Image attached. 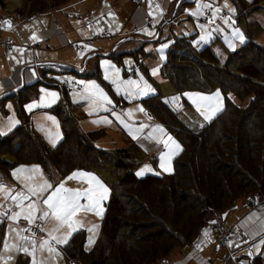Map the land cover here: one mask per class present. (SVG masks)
Masks as SVG:
<instances>
[{
  "label": "trees",
  "instance_id": "trees-1",
  "mask_svg": "<svg viewBox=\"0 0 264 264\" xmlns=\"http://www.w3.org/2000/svg\"><path fill=\"white\" fill-rule=\"evenodd\" d=\"M22 1L15 13L29 18L58 10L70 0ZM262 3L264 0H253L250 7L257 9ZM235 4L241 24L244 5L249 4L245 0ZM0 8L7 9L5 0H0ZM257 30L246 28V41L223 65L212 52V44L188 48V40L184 42L187 35L176 37L175 44L167 49L160 73L182 96L187 91L208 93L220 88L224 94L251 97V101L241 107L226 96L223 110L193 129L178 111L163 102L160 92L145 97L142 102L149 114L181 145L172 161L173 171L160 176H135L143 162L136 142L114 151L98 148L95 141L106 134V129L82 132L64 88L61 99L51 108L60 119L63 138L50 147L34 129L32 115L25 109L44 83L46 70L35 84L12 98L20 124L0 136V170L9 173L18 165H40L54 183L83 169L111 171L118 177L111 184L99 236L92 248L84 247L86 231H76L63 247L66 260L81 264H156L175 249L191 246L215 214L226 216L247 196H264V46L253 41ZM109 57L116 60L121 56L114 52ZM93 75L100 76L98 63ZM3 232L0 226V246ZM16 264L27 261L20 257ZM251 264H264V258L255 256Z\"/></svg>",
  "mask_w": 264,
  "mask_h": 264
},
{
  "label": "rangeland",
  "instance_id": "rangeland-1",
  "mask_svg": "<svg viewBox=\"0 0 264 264\" xmlns=\"http://www.w3.org/2000/svg\"><path fill=\"white\" fill-rule=\"evenodd\" d=\"M5 1L7 3V9L0 8V17L1 20L3 19L1 30L2 28L3 30L8 29V32H10L12 37L20 42L19 47L17 48L20 51H16L15 54H14L15 48L10 51H4L5 57L11 58L12 61L7 60V58L4 59L5 62L0 67V74L2 76L4 77L7 76L12 72V70L15 67H19V65L23 64L28 66L27 67L28 70L35 72L36 81H37L39 79V75L36 73L35 66H31V65H33L35 61V55H38V58H40L41 54L42 56L46 57L44 58L47 59L46 61H50V62L52 61L69 62V63H73L74 66L77 67L83 64L82 58L87 57L85 53H78L66 47L63 50H59V55H55L53 52L47 51L52 48L47 47L48 41H46L45 39H40L39 42H36V44H39L40 47L38 48L37 53L35 54L32 48L33 41L41 37V33H40L41 30H45L49 28L51 15L46 14L41 17L36 16V17L18 19L14 15L15 9L21 7L23 5V1L22 0H5ZM181 1L182 3H180ZM236 1L237 0H227V3L230 5V7L234 8L236 11L235 14H232L230 23L225 24L223 22L224 18L230 15L229 10L227 8H223L225 0H201V2L204 4L211 2L213 5H217L222 8V11L219 13L215 23L209 24V20L207 19V17L211 16V10L205 9V14L201 15L199 19L189 14L190 11L196 10L197 0H152V8H151V11L153 13L152 16L149 15V11H150L149 0H145L144 4H140V8H145L146 13L148 14L147 28L149 30L151 29V31L154 30L156 35L158 34V31L163 30L161 38L158 41H153V37H155L156 35L148 36L144 34L141 29L139 33L133 36V38L144 37L148 41L147 42H137L133 40L127 41L118 48V52H117L118 54H122V53H127V54H122V58H117L115 60L113 58H109L108 55L114 50L115 46L120 43V40L117 41L115 40L116 37L117 38L119 37L118 33L121 34L123 32L126 33L130 31L129 29L126 28V25L129 24L130 21V16H129L130 12L137 6L135 0H120L119 2L115 0H107V1H103L99 6H98L99 0H70L67 4L64 5L66 8H70L68 16L73 17L75 15H79L80 18L78 21L83 22V24L84 23L93 24L91 28L87 27L85 30H82L80 32V35L83 36L82 38L76 37L77 35L75 34V32L77 31L76 30L77 28L74 29V31L72 30L70 32L71 35L70 40L73 43H79L87 39L95 38L97 34L103 32H111L113 36L109 39L103 38L104 39V40L102 39L103 41H97L100 42L101 45L97 47V49L101 51L100 53H98L99 57H95L90 62L87 61V66L89 69L88 71H90L91 70L90 67L94 66L96 60H98L100 77L84 76V75H77L70 73L68 74L57 73L56 71H50L47 73V76L43 78L44 83H41L38 87L37 95L26 103V106L28 105H36V106L31 108V110H29V108L25 106L26 110L32 113V121L35 130L39 135H41L44 138V140L50 147H55L61 141L60 139L63 138V133L60 126V119L58 116L51 113L49 110L60 100L61 91L58 87L49 86L48 84L52 83L53 85H58L57 81L63 82L65 79H73L76 82L95 81L100 86V88L103 89V91L108 95L109 99L112 101L111 105H105L104 107L96 109L92 106L91 101L85 98L83 94V90L66 91V93L69 95V98L71 99V105H72L71 111L78 118L79 127L81 124V128L85 131V133L100 128H105L106 135H104V137H102L101 140L96 144L105 145L107 149L105 147L103 149L109 151H114L117 150L118 148L124 147V144L126 143L121 137L122 132H124L126 135H130L128 129L124 127V125L115 118V116L113 115V111L115 113L120 114L123 120L130 127L137 128L140 126V124L142 123L145 124L144 122L145 119L147 120L149 118L148 120L150 121L152 120V118H150L149 112L147 111V109L145 108L142 102V100L145 97L149 96L152 93L157 94L160 92L164 99L168 97L177 98L175 102L172 99H170V101L172 100V102L175 103V107H174L176 108L175 111H178L183 121H185L186 124L193 129H199L202 125L208 123L209 121H206L203 118V116L197 111L196 107L191 103V100L188 98L186 94L201 93L204 95H214L219 90L222 99V110L224 108V100L226 96L236 104L240 105L241 107L247 106L251 101V97H246L241 99L237 97L234 93L224 94L220 88H216L212 92H208V93L202 91H187L184 92L182 96L181 93L175 90L173 84L168 79L164 78L160 73V69L167 58L166 57L167 49L172 47L173 44H175V41L177 39L176 37L182 35L188 36V38L184 39V42L188 40L187 42L189 43L188 48L191 49H195V48L200 49L201 47L212 44L211 50L215 54L221 65H223L227 61V59L231 56L232 54L231 52L236 51L242 44L239 40L226 39L232 36L233 27L239 28L243 32L246 41L247 39L246 28L251 29L252 31L250 32H254L253 30L254 29L257 30L260 25L261 29L257 30V32L255 33L256 35L254 34L253 41L264 46V3L261 4L260 8L256 9V7L254 8L250 7V4L253 3V0H245V2L249 4V6L246 4L244 5L243 10H245V14H244L245 18L243 19L241 24H238L237 15L239 10L235 4ZM157 4L160 5L159 9L156 7ZM64 6L61 8H64ZM89 11H93L95 16L94 15L92 17L89 16L88 15ZM110 13L114 14V18L112 15H109ZM163 14L164 15L167 14V19L168 18L169 19L164 20ZM246 18H247V22H246ZM5 20L11 21V27H9L6 24H4L3 27V21ZM166 21L169 22H167V24L164 25ZM153 23H155L154 28H153ZM197 25H205V28L202 30ZM130 32L126 34H130ZM33 34H35L37 39L35 40L32 39ZM209 35L211 36V39H209ZM201 36H204L205 39L201 40L200 39ZM98 39L100 38L95 39L94 42H96V40ZM110 40L112 41L115 40V43L113 45H111L112 43H107V41ZM229 42L233 43L234 50L229 47ZM161 44L168 45V47L164 49L163 53L159 51ZM50 46L53 48H57L60 45L58 46L57 44L51 43ZM23 52H27L28 56H23ZM161 55H163L164 59H161ZM261 56L262 58H264L263 55ZM137 57H140L143 60L139 58L137 59ZM120 59L122 60V63H119L118 60ZM104 61L110 62L112 65L115 66V69H119L120 81H127V80L140 81L141 76H143L144 80H147L148 84L151 86L152 91H150L147 95H144L142 97H137L135 96L136 90L133 89V93H134L133 97L129 98L125 94V88L129 86L121 84V89L119 92H117L116 85H114L111 82L112 79L116 78L114 74L115 69L109 70L107 74L110 78L105 79V74H106L105 69L108 67V65L104 64L103 63ZM143 61L145 62V64L142 68ZM131 67L132 69L128 71L129 68ZM154 67L159 69L157 75H152L151 70ZM54 68L56 69L57 67L54 66ZM50 79H53V82L49 81ZM141 83L143 82L141 81ZM81 85L85 87L84 84ZM41 89H45L47 92H51V91L57 92L58 99L54 103H52L50 97H47L45 92H41ZM42 96H45V99L43 101H41ZM141 106L143 107L144 112L138 111L139 107ZM105 108H107V110H104ZM129 109L133 110L131 117H129L127 114ZM221 111L217 112L212 119H214ZM52 118H54L55 121L57 122L58 128L53 124ZM105 118H107V121L110 122H106ZM16 121H18V123H15ZM19 123L20 121L17 116L16 106L13 100L10 99L6 101V103L4 104V109L0 105V130H3L7 134L10 130H12L17 125H19ZM10 124H12L13 126L9 130ZM48 130H51L53 133H55L56 131L59 132V137L55 141V146H53V143L48 135ZM146 130L147 127L143 129L142 133L137 134L138 135L137 139H133L132 135H130L132 140L136 141V143L140 146L141 151L139 152V157L141 156L143 158L142 164L140 165L139 168H137V170H135L134 173L135 176L138 178H142L148 175L160 176L172 172L173 171L172 165L170 171H166L160 167V159H159L160 154L147 153L148 151L156 152L157 150H159V147L150 146L147 145L145 142H142L141 138L145 140L144 137L147 136L149 133V131L147 132ZM100 148H102V146ZM9 159L12 160V158L10 157ZM32 166H39V168L43 170V168L40 165H30L28 168H31ZM146 166L148 169H150V171L146 170L142 176H137V172H139L141 169H144ZM75 171L77 170H74L73 172ZM82 171L92 173L98 179H100L106 185V187L109 188L110 190L109 196H110L111 184L118 180V177L116 175H113L111 171H104V173H98L97 171H89L85 169H83ZM73 172H71L69 175H71ZM69 175H67L65 178H62L59 181V182H64L66 188L75 190L79 188H86L88 186L86 180L81 179L79 177L74 178L72 180H67L66 178ZM35 178L37 177L35 176ZM44 179H46L45 173L42 172L40 184L43 183ZM38 181L35 183L36 185L39 184ZM52 184L55 187L57 183H54L52 181ZM51 191L52 190L50 189L48 192H45L42 195V198L39 201L41 208L45 207L42 203V200L46 199L47 195L51 194ZM25 192H27V190ZM35 200H37V198ZM106 200L103 202L104 209H105ZM27 203H29V201L26 200L25 205H27ZM81 203L83 204L86 202L82 200ZM86 215H87V210L81 209L77 213V215L73 218L74 220L79 221V223L77 224V231L88 230L86 226H82V227L80 226L82 225L83 222L84 225H87ZM219 216L220 218L227 220L226 216L224 215H219ZM83 217H86V219H84ZM215 217L216 214L211 219V223L216 220ZM42 221L44 222V224L46 223L45 229L48 230L49 232L57 227V222H55L51 218V216H49V218ZM211 223H210V229H211ZM228 225L233 230L230 224ZM39 229L41 231V234L38 236L35 235V237L42 238L43 233L40 224H39ZM65 232L66 229L62 228L61 231L59 233H55V235L57 234L63 235L65 234ZM94 233L95 231L90 232L89 237L91 236L93 238L92 235H94ZM233 234L235 239L236 233L234 232V230H233ZM89 237L87 234L86 241L89 240ZM48 240L50 241L51 246L56 249V253H49L47 250V246H45L43 250H40L38 249L39 247H37V251L35 253V259L37 261V264H68V263L71 264L73 262H75L76 264H81L80 262L73 261L71 259L66 260L64 254L65 250L63 249L65 244H56L54 241H51L50 237L48 238ZM88 244L89 243L87 242V244H85L84 246L86 250H88L87 248ZM27 246L31 251V246L30 245ZM232 257L235 259L234 255H232ZM254 257L255 256L253 255L250 256L249 259L245 260L246 263L244 262V264H251ZM23 259L27 261V264H32L33 256L25 253ZM162 262L163 260L159 261L156 264H161ZM237 262L238 264H241L242 261L238 260ZM229 264H236V263L230 262Z\"/></svg>",
  "mask_w": 264,
  "mask_h": 264
},
{
  "label": "crops",
  "instance_id": "crops-1",
  "mask_svg": "<svg viewBox=\"0 0 264 264\" xmlns=\"http://www.w3.org/2000/svg\"><path fill=\"white\" fill-rule=\"evenodd\" d=\"M103 1H107V0H99L98 6ZM115 1L119 2L120 0H115ZM180 3H182V1ZM18 8H20V7H18ZM69 10H70V8L64 7V8H60L58 10L46 13V14L51 15L50 25H49V28L40 31L41 37L39 39L33 41V44H32L33 47L32 48H33V51L35 54L37 53V50L40 47V45L36 44V42H39L40 39H45L46 41H48L47 47L52 48V49L47 50V51L53 52L55 55H59V50H63L64 48L68 47V43L71 41L70 40V36H71L70 32L72 30L74 31V29L77 28L76 29L77 33L75 32V34L77 35L76 37L82 38L83 36L80 35V32L82 30H85L87 27L91 28L93 26L92 23H90V24L84 23L83 24V22L78 21L80 18L79 15H75L73 17L68 16ZM94 12H95V10H94ZM46 14H43V15H46ZM14 15L18 19H23L20 17V15L18 13H15ZM43 15H39V17H41ZM88 15L91 17L93 15L95 16L93 11H89ZM129 16H130V21H129V24L126 25V28L129 29L131 32L129 31L130 34H126L129 32H126V33L123 32L121 34L118 33L119 37L118 38L116 37L115 40L116 41L120 40V43L115 46L114 50L110 54H112L114 52L116 54H118L117 53L118 48L122 44L126 43L127 41H130V40L137 41V42H147L148 41L144 37L133 38V36L135 34L139 33V31L141 29L148 27L147 26L148 14L146 13V9L136 6V8H134L130 12ZM39 19H41V18H39ZM163 19L164 20L169 19V18L167 19V14H165V15L163 14ZM167 22H169V21H166L164 23V25H166ZM3 27H4V23H3ZM152 31H154V30H152ZM162 31L163 30L158 31V34L155 37H153V41L160 40L161 35H162ZM123 34H125V35H123ZM87 38H90V37H87ZM7 39L12 41L15 45L14 54H15L16 49L19 47V44H20V42L18 40L14 39L12 37L10 32H8V29L3 30V28H2V30L0 31V67L5 62L4 59L7 58V60L12 61L11 58L5 57V55H4L5 50L3 47V42L6 41ZM103 40L102 39L96 40V42L93 43V46L89 47L91 50H89V48H88L87 52H84L87 56L86 57L87 59L85 57L82 58L83 64L80 65L79 67L74 66L73 63H69V62L46 61L47 59H44L46 57L42 56V54H41L40 58H38V55H35V61H34L33 65H31V66H35L36 73L38 75H40L44 70H46L47 73L50 71H56L57 73H65V74L70 73V74H77V75H84V76H94L93 73H95L96 65L99 62H98V60H96L95 65L91 66L90 67L91 70L88 71L89 69L87 66V61L90 62L95 57H99L98 53H100L101 51H99L97 49V47H99L101 45H100V42H97V41H103ZM115 40L114 41H112V40L107 41V43H112L111 45H113L115 43ZM51 43L57 44L58 46L59 45L60 46L57 48H53L50 46ZM34 44H36V45H34ZM76 52H78V51H76ZM78 53H83V52H78ZM122 54H127V53H122ZM122 54H118L119 56H121L119 58H122ZM109 55H108V57H109ZM23 56H28V53L23 52ZM109 58H111V57H109ZM138 58L142 59L140 57H137V59ZM118 61H119V63H122L121 59ZM144 64H145V62L143 61L142 68H143ZM54 66H56L57 68L55 69ZM27 67L28 66L22 64V65H19V67H15L12 70V72L5 77L0 74V100L7 98V99H5L4 102H0V105L2 106L3 109H4V104L6 103V101L11 99L15 103V100L12 99L14 96H16L19 92H21V90L24 87L35 84L37 82L36 81V75H33V71L28 70ZM47 73H46V76H47ZM46 76H44V77H46ZM49 81L53 82V79H50ZM57 83L60 84L62 82L57 81ZM50 84H52V83H50ZM55 86H58V85H55ZM58 88L60 89L61 94H62V89H61L62 87L60 88L58 86ZM152 94H150V95H152ZM60 99H61V97H60ZM54 106H52L51 108H53ZM51 108L49 110L51 113H53L51 111ZM31 115H32V113H31ZM17 116H18V114H17ZM150 118H152L151 121L148 120L149 118L147 120L145 119V121H144L146 125H149V127H147V130H146L147 132L153 131V129L157 125L162 126L151 115H150ZM32 123H33V121H32ZM15 128L10 130L7 134H9ZM80 128H81V124H80ZM81 130H82V132H85L82 128H81ZM165 131H166V135L163 137L164 139L167 138V135H170L180 145V143L166 129H165ZM121 137L123 138L124 142L126 143V144H124V147L128 146L132 142H136V141L132 140L130 135H126L124 132H122ZM101 138H99L98 140L95 141V145L98 146V148H100L102 146V149H103L105 147V145H99V144L97 145L96 144L101 140ZM60 140H62V138ZM141 140H142V142H145L147 145L159 147V150H157L156 152L148 151L147 152L148 154H160L161 155L162 152H167V149L164 148V145L162 143H159V144L156 143V141L154 139L153 140H149V139L144 140L141 138ZM124 147H122V148H124ZM118 149H120V148H118ZM180 151H181V149L179 151H177L172 156L171 165H172L173 158ZM20 166H23V165H18L16 167H14L9 173H7L6 171L0 170V182H2V184L4 186V190H0V205L3 206V207H0V212L5 211L6 209H12L13 211H20L19 208L14 207L12 196H15L17 194V192H20L21 190L23 192H25L27 190V186L34 185L38 180H39L38 181L39 184L41 183V175L36 174V173H21V174H19V178H15L13 176V171ZM29 166L30 165H25V167H27V168ZM42 172L45 173L43 170H42ZM29 175H32L34 177L36 176L37 178H34L33 180H29V179H27V177ZM45 178L49 182L52 183V180L50 179V177L46 173H45ZM35 199H36L35 197H31V200H35ZM24 203L26 204V201ZM37 215H41V213H37ZM102 216H103V214H102ZM86 217H87V220H86L87 225H84V222H83L82 225H80V226L81 227L86 226V228H88V229H90V228L93 229L92 232L95 231L94 235H92L94 242L87 245V248L89 250L90 248H92L93 244L95 243V241L98 238L102 218L96 216L95 213L92 211H87ZM86 217H83V218L86 219ZM226 217H227V220H228L230 226L233 228L234 232L236 233L235 239L232 240L231 244L228 247H220L219 246L218 240H219L220 236L217 232L212 231L210 229V225H209L208 227L205 228L208 230V236L207 237L204 236V230H205L204 229L202 231V234L198 237V239L191 246H185L183 248L176 249L169 257L165 258L161 264H229L230 262H233V263L235 262L236 264H238V262H237L238 260H241L242 261L241 264H244V262L246 263L245 260L249 259V257L252 255L253 256H262L264 258V245H260V243H259L262 234H257L255 236H253V233L258 232L260 225L262 223H264V211H260L258 209H253V208L249 207L245 203V201L243 199H241V200L236 202V204L233 206V208L230 210V212L226 215ZM21 219H23V217H21L19 220H21ZM18 221H15V222L11 221L6 216L0 217V226L4 227L2 243L0 246V255H3L6 258L10 254L12 256V259L9 261V264H16L17 259L20 257H23L25 254L22 250V247L24 246V241L20 240L19 236L27 237L28 240H30V241L35 240L37 243V247H39L41 241L49 238V236H48L49 231L45 229L46 223L44 224V222L42 220L37 221L41 225V229H43L42 230V233H43L42 238L35 237V235L29 231H27V232L26 231H20L19 236H18L17 235L18 230L23 229L19 225ZM10 229H11V231H10ZM86 231H87V234L89 237L90 232L88 230H86ZM53 235H55V232L53 233ZM5 241H7L10 246L12 244H17L18 246H21V251L17 252L15 249H13L11 251V253L5 252L3 249V245H4ZM87 242L88 241H86V244H87ZM257 245H259V246H257ZM232 255L235 256V259L232 257Z\"/></svg>",
  "mask_w": 264,
  "mask_h": 264
},
{
  "label": "snow or ice",
  "instance_id": "snow-or-ice-1",
  "mask_svg": "<svg viewBox=\"0 0 264 264\" xmlns=\"http://www.w3.org/2000/svg\"><path fill=\"white\" fill-rule=\"evenodd\" d=\"M156 7L159 9L160 5L157 4ZM149 15L152 16L153 13L151 11L152 8V0H149ZM223 8H227L229 10L230 15L226 18H224L223 22L225 24H229L231 21L232 14H235V9L231 8L230 5L227 3V0H225V3L223 5ZM205 9L211 10V16L207 17L209 20V24L215 23L216 19L218 18L219 13L222 11V8L217 5H213L211 2L204 4L201 2V0H197V7L195 11H190L189 14L199 19L201 15L205 14ZM162 13V10H161ZM109 15H112L114 18V14L110 13ZM155 20V17H154ZM4 24L11 27V21L5 20L3 22ZM202 30L205 28V25H197ZM155 27V23H153V28ZM219 30V29H217ZM142 32L148 36H155L156 33L154 31L149 30L147 27L142 29ZM32 39L35 40L37 37L35 34H33ZM201 40H204L205 37L201 36ZM209 39H211V36L209 35ZM227 40H239L241 43L245 41V36L243 32L236 27L232 28V36L230 38H226ZM85 47H89L88 45H85ZM167 44H161L159 51L161 53L164 52V49L167 48ZM229 47L234 50L233 43L229 42ZM89 50H91L89 48ZM16 51H20L19 49H16ZM161 59H164L163 55H161ZM104 64H107L108 67L105 69V79H109L108 71L111 69H115V66L112 65L108 61H104ZM152 75H157L159 69L154 67L152 68ZM115 79H112L111 82L116 85L117 92L121 89V84H124L126 86L125 88V94L129 98L133 97V89H135V96L142 97L144 95H147L150 91H152L151 86L148 84L147 80H144L143 76H141L140 81H133V80H127V81H120L119 80V69H115ZM33 75H35V72H33ZM141 81L143 83H141ZM78 83L84 84L85 87L83 89V94L86 99L90 100L92 103V106L96 109H99L101 107H104L105 105H111L112 101L109 99L108 95L103 91V89L100 88V86L95 82H85V81H79ZM41 92H45L47 97H50V100L52 103H54L58 99V93L55 91L47 92L45 89H41ZM188 98L191 100V103L196 107L197 111L203 116V118L206 121H211L212 118L215 116V114L222 110V99H221V93L218 90L214 95H204L201 93H192V94H186ZM45 99V96L41 97V101ZM177 98H173V101L175 102ZM36 105H28L26 107L31 110ZM104 110H107L105 108ZM138 111L144 112L143 107H139ZM133 110H128V116L131 117ZM113 115L117 120L120 121L126 127L129 131V134L132 135L133 139H137L139 133H142L143 129L146 127H149V125L146 124H140L137 128L130 127L121 117L120 114L115 113L113 111ZM53 119V124L58 128V124ZM106 122L107 118H105ZM95 122V121H94ZM15 123H18L16 121ZM13 125H9V130L11 129ZM159 134V135H158ZM6 135V132L3 130H0V136ZM48 135L53 143V146H55V141L59 137V132L56 131L53 133L51 130H48ZM166 135V131L162 126H155L153 131L149 132L147 136H145V139L149 140H155L156 143H162L164 145V148L167 149V152H162L160 155V167L166 171L171 170V158L172 156L181 149V146L170 136L167 135V138L164 139L163 137ZM150 169L147 168V166L144 169H141L139 172H137V176H142L144 172ZM21 173H36L40 174L42 177V170L39 168V166H32L31 168H27L25 166H20L17 169L13 171V176L15 178H19V174ZM159 174V173H157ZM81 178L86 180L87 187L86 188H79V189H70L65 187L64 182H58L56 186L54 187L51 182H49L47 179L43 180L42 184H34L32 186H27V192H17L15 196H12L13 204L15 208H19L20 211H13L12 209H6L3 212H0V217H7L11 221H18L21 217H23L24 220L28 222V224L36 225V227H39V225L36 224L38 220H45L51 216V218L57 222V227L54 228L52 231L48 233V236L50 237L51 241H54L56 244H66L68 240L71 238L72 234L77 231V224L79 221L74 220L73 218L77 215V213L81 210H87L92 211L95 213L96 216L102 218V214L105 211L103 207V202L108 198L109 196V188L106 187V185L98 179L94 174L77 170L73 172L71 175H69L66 179L72 180L74 178ZM35 177L32 175H29L27 179L33 180ZM51 191V194L47 195L46 199L42 200V203L45 207H40V199L42 198V195L45 192ZM0 190H4V186L2 182H0ZM31 197H36L37 200L33 201L31 200ZM29 201L27 205H25V201ZM85 201L86 203H81V201ZM0 207H3L0 205ZM9 212L11 213L9 215ZM37 213H41V215H37ZM214 223V222H213ZM66 229L65 234L63 235H53V233H59L61 229ZM32 229H22L18 230L17 235L19 236L20 231H31ZM43 230V229H41ZM11 231V229H10ZM89 232H92L93 229H88ZM257 234H262L260 239V245H264V223L260 225V228L258 232H254L253 236ZM204 236H208V230H204ZM19 239L24 241V246L22 247V250L24 253L33 256L32 264H37V261L35 259V253L37 251V243L35 240H28L27 237L19 236ZM94 240L90 236L88 243H93ZM31 245V251L27 245ZM47 246V250L49 253H56V249L51 246L50 241L48 239L43 240L40 245L39 249L43 250ZM259 246V245H257ZM3 249L5 252L11 253L13 249H15L17 252L21 251V246H18L17 244H12L11 246L7 241L4 242ZM12 259V256L9 254L6 258L3 255H0V264H9V261Z\"/></svg>",
  "mask_w": 264,
  "mask_h": 264
},
{
  "label": "built area",
  "instance_id": "built-area-1",
  "mask_svg": "<svg viewBox=\"0 0 264 264\" xmlns=\"http://www.w3.org/2000/svg\"><path fill=\"white\" fill-rule=\"evenodd\" d=\"M135 3L137 6L140 7V4H144L145 3V0H135ZM1 26H2V20H1V17H0V30H1ZM113 36V34L111 32H103V33H99L95 36V38H92V39H87V40H84L83 42H79V43H73L72 41H70L68 43V47L71 49V50H74V51H78V52H87L88 48L91 46H93V43H94V40L97 39V38H100V39H109ZM82 43V44H80ZM85 45H88L89 47H85ZM3 47H4V50L5 51H10L12 49L15 48V45L12 41H10L9 39H7L6 41L3 42ZM132 69L129 68L128 71H130ZM59 87H62L66 90H70V91H74V90H77V91H82L84 89V87L72 80V79H66L64 80L62 83L58 84ZM174 98V97H173ZM172 97H168V98H163V102L165 104H167L170 108L172 109H176L174 108L175 107V103L172 102L173 100ZM170 99H172L170 101ZM246 204L253 208V209H258L260 211H264V196L262 195H258V194H254V195H250V196H247L246 197ZM9 215H10V212H9ZM215 221L214 223L212 222L211 223V230L214 231V232H217L220 236L219 238V244L220 246L222 247H227L230 245V243L232 242V240L234 239V234H233V230L229 227V223L227 220H224L222 218H220L219 215H216L215 217ZM19 225L23 228V229H29L31 228L32 230L29 231V232H32V234L34 235H40L41 234V231L39 229V227H36V225H29L28 222L24 219H21L18 221ZM37 225L38 222H36ZM27 232V231H26ZM70 264V263H68ZM71 264H76L75 262L71 263Z\"/></svg>",
  "mask_w": 264,
  "mask_h": 264
}]
</instances>
